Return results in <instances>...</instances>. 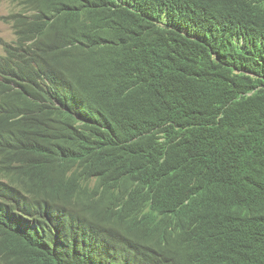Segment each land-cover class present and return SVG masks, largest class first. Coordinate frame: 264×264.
Wrapping results in <instances>:
<instances>
[{
  "label": "trees",
  "instance_id": "1",
  "mask_svg": "<svg viewBox=\"0 0 264 264\" xmlns=\"http://www.w3.org/2000/svg\"><path fill=\"white\" fill-rule=\"evenodd\" d=\"M12 1L0 264H264V0Z\"/></svg>",
  "mask_w": 264,
  "mask_h": 264
},
{
  "label": "rangeland",
  "instance_id": "2",
  "mask_svg": "<svg viewBox=\"0 0 264 264\" xmlns=\"http://www.w3.org/2000/svg\"><path fill=\"white\" fill-rule=\"evenodd\" d=\"M14 6L9 1L0 2V17L8 15ZM15 39L13 30L10 25L0 20V55L4 54L3 44L5 42H12Z\"/></svg>",
  "mask_w": 264,
  "mask_h": 264
},
{
  "label": "clouds",
  "instance_id": "3",
  "mask_svg": "<svg viewBox=\"0 0 264 264\" xmlns=\"http://www.w3.org/2000/svg\"><path fill=\"white\" fill-rule=\"evenodd\" d=\"M2 1H9V2L14 6V8H15V9L12 10L8 15L0 17V20H2V21H4L5 23H7L5 20H3V18H6V17L9 16L10 14H12V13L18 11L19 8L16 6V4H15L12 0H2ZM0 2H1V1H0ZM7 24L10 25L11 28H12V30H13V26H12V24H11V23H7ZM13 33H14V31H13ZM14 37L16 38L15 34H14ZM13 41H15V39H14ZM5 43H7V42H5ZM5 43H4V44H5ZM4 44H3V47H4ZM2 55H3V54H2Z\"/></svg>",
  "mask_w": 264,
  "mask_h": 264
}]
</instances>
